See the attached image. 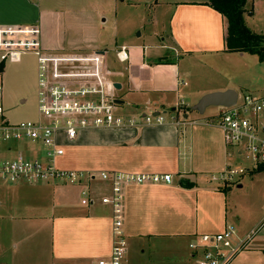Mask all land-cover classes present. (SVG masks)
Wrapping results in <instances>:
<instances>
[{
  "label": "crops",
  "instance_id": "crops-1",
  "mask_svg": "<svg viewBox=\"0 0 264 264\" xmlns=\"http://www.w3.org/2000/svg\"><path fill=\"white\" fill-rule=\"evenodd\" d=\"M101 1L0 0V30L36 25L46 50L106 52L108 67L118 68L112 78L120 86L121 113L140 118L137 128L83 133L76 144L64 147L57 168L97 176L113 172L173 176L171 185L125 187L128 254L124 264H182L176 260L181 243L189 249L198 236L219 234L228 226L243 238L255 235L263 219L248 229L240 227L244 214L232 196L243 184L225 189L226 185L214 180L231 159L222 132L203 121L220 109L209 117H198L209 108L203 114L195 110L206 95L238 91L229 82L206 89L190 87L193 68L204 66L208 57L240 54L226 52V19L206 5L209 0H156L150 17L159 13L150 22L157 26L155 35L161 40L153 48L163 52L162 57L151 58L145 41L130 47L118 45L115 35L101 34L107 22L100 17L103 6L96 5ZM263 3L249 0L244 18L254 16V7ZM137 36L143 39L142 33ZM120 48L129 51L127 63L116 58ZM0 65H4L2 81L8 70L1 54ZM33 75L37 76V65ZM10 96L21 105L26 103L21 87ZM33 105L37 120V95ZM145 115H163L166 123L144 126L141 116ZM23 148L0 145V162L28 152ZM183 181L191 188H184ZM85 185L0 180V264H99L108 260L113 244L112 210L100 200L110 194V185L98 179L87 183L93 198L87 206L82 204ZM253 236L232 264H264V239L256 241ZM190 256L191 264H196L191 251Z\"/></svg>",
  "mask_w": 264,
  "mask_h": 264
},
{
  "label": "built area",
  "instance_id": "built-area-1",
  "mask_svg": "<svg viewBox=\"0 0 264 264\" xmlns=\"http://www.w3.org/2000/svg\"><path fill=\"white\" fill-rule=\"evenodd\" d=\"M0 54L2 62L10 63L19 62L25 54H34L37 58L38 112L36 121L12 124L3 118L0 105V145L41 147L39 152L28 150L0 162V180L31 185L46 182L80 185L86 182L82 193L85 206L93 203L87 183L97 179L108 183L110 194L100 201L112 210L113 244L110 258L99 264H124L128 254L124 233L125 187L171 185L173 176L117 172L97 176L57 168L58 159L65 154L64 147L76 144L83 133L121 131L140 126V118L125 117L121 113L118 89L107 65L106 52L46 50L41 44V29L35 25L0 30ZM116 58L121 64L127 63L128 49H118ZM219 109L216 116L203 123L222 132L231 162L214 180L226 185L248 173L264 172V94L238 95L234 106ZM141 118L144 126L166 123L163 115ZM245 162L251 167L241 164ZM253 235L243 238L235 228L228 226L219 234L198 236L190 242L189 250L196 264H232L248 248Z\"/></svg>",
  "mask_w": 264,
  "mask_h": 264
},
{
  "label": "rangeland",
  "instance_id": "rangeland-1",
  "mask_svg": "<svg viewBox=\"0 0 264 264\" xmlns=\"http://www.w3.org/2000/svg\"><path fill=\"white\" fill-rule=\"evenodd\" d=\"M123 1L124 3L121 2V0H103L96 4L98 7L103 6V10L100 9L102 10L100 17L103 16L107 21L104 26L105 29L101 34L103 36L115 35V37L118 38V45L126 44L130 47L133 45L131 43H143L145 41L146 45L149 47L151 58H156L158 56L162 57L161 52L163 51L153 48L160 45L159 41L161 38L156 37L155 33L157 26L150 22L153 17L159 13L156 11L154 16L150 17V12L153 11L150 8L154 7L156 0ZM100 17L98 19L99 22L102 20ZM244 21L246 27L250 31L264 36V3L254 7V16L251 18L245 17ZM138 33L143 34V39L137 38ZM240 54L208 57L206 59L208 63H204V66L200 65L193 68L195 74L191 79L190 87L206 89L218 87L229 82L237 89L239 96H243L249 92L261 94L264 90V63H260L257 57L250 55L242 57ZM136 55L138 57V53ZM112 57V60H114V55H112ZM197 59L199 60L200 58L198 57ZM205 64L207 65L205 66ZM36 65L37 58L34 54L23 55L19 63L6 62L8 74L4 80H0V105L4 111V118L12 124L36 121L34 118L36 111L33 105V98L37 95V91L34 89V80L36 84L37 76L34 78L33 75L34 72L36 73ZM112 69L113 71H111L116 73L118 68L112 66ZM20 87L24 91V96L22 98V101H26L24 105L18 103V98L14 100L10 99L12 98L10 95L14 90ZM245 89L248 90L246 91ZM218 111V107H210L204 116L199 115L198 117H209L218 113ZM10 145L17 146V144ZM38 147L39 146L35 147L30 145V147H25L23 149L35 153L37 150L38 152L41 150V147ZM241 164L245 167H251V165L246 162ZM235 166L236 164H233V167ZM241 184H243L244 188L239 191L235 189V193H233L232 196L236 203H239L240 212L242 215L244 214L241 218L240 227L242 226L248 229L252 227L257 220L263 219L264 217V172L257 173L256 171L248 173L244 177H241L240 180L227 183L225 189L229 187L236 188ZM263 226L255 228L254 230L256 234L253 237L256 236V241L260 238L264 239V230L261 232ZM178 256V259H176L178 262L182 264H191L192 259L190 251L187 247L185 248L182 243L181 252Z\"/></svg>",
  "mask_w": 264,
  "mask_h": 264
},
{
  "label": "trees",
  "instance_id": "trees-1",
  "mask_svg": "<svg viewBox=\"0 0 264 264\" xmlns=\"http://www.w3.org/2000/svg\"><path fill=\"white\" fill-rule=\"evenodd\" d=\"M248 2L249 0H209L206 5L227 21L226 52L254 55L264 63V36L253 33L245 25L244 15L247 13ZM3 70L4 65H0V74ZM181 185L191 188L186 181Z\"/></svg>",
  "mask_w": 264,
  "mask_h": 264
},
{
  "label": "water",
  "instance_id": "water-1",
  "mask_svg": "<svg viewBox=\"0 0 264 264\" xmlns=\"http://www.w3.org/2000/svg\"><path fill=\"white\" fill-rule=\"evenodd\" d=\"M117 88H120L118 85ZM238 100V93L234 90H228L224 93H215L204 96L195 110L203 114L210 107H232Z\"/></svg>",
  "mask_w": 264,
  "mask_h": 264
}]
</instances>
